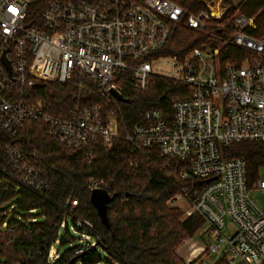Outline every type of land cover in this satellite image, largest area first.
Segmentation results:
<instances>
[{
  "label": "built area",
  "instance_id": "1",
  "mask_svg": "<svg viewBox=\"0 0 264 264\" xmlns=\"http://www.w3.org/2000/svg\"><path fill=\"white\" fill-rule=\"evenodd\" d=\"M200 2L204 7L188 13L174 0H0V56L4 52L10 68L8 73L0 60V131L15 135L24 121L41 120L60 144L83 148L87 163L97 142L108 154L117 138L127 141L131 153L154 147L162 156L178 158L188 166L178 178L189 180V185L181 186L166 204L181 208V199L184 216L202 218L201 226L183 241L186 263L201 256L200 264H264V211L248 194L246 161L224 154L231 144H264V35L250 34L253 16L238 10L230 18V36L222 35L224 23L217 20L226 8L221 0ZM177 23L219 45L192 47L182 57L153 56ZM226 44L243 50L239 64L221 63ZM163 59H169L165 72L153 66ZM151 75L182 82L190 94L171 101L170 119L151 108L142 121L123 125L119 135L122 111L112 90L121 97L143 90ZM36 81H73L70 103L59 114L52 113L45 98L26 91ZM87 82L102 103H87L82 96ZM3 178L13 180L16 189L38 194L48 189L40 170L17 144H3L0 181ZM100 184L89 178L90 189ZM252 187L264 191V178L258 177ZM76 204L67 198L62 207L72 212ZM11 209L9 205L3 213ZM226 218L233 225L227 235L222 233ZM91 227L88 219H73L70 228L79 229L84 241L74 253L95 244ZM53 248L48 260L58 256Z\"/></svg>",
  "mask_w": 264,
  "mask_h": 264
},
{
  "label": "trees",
  "instance_id": "2",
  "mask_svg": "<svg viewBox=\"0 0 264 264\" xmlns=\"http://www.w3.org/2000/svg\"><path fill=\"white\" fill-rule=\"evenodd\" d=\"M188 13L204 7L200 0H174ZM229 4V0H224ZM34 5L37 1L33 2ZM238 10L253 16L255 28L250 34L264 35V0H240L237 5H228L217 20L224 23L222 35L230 36V18ZM40 13V6L34 14ZM220 33L218 27L213 29ZM219 45L206 35L185 26L174 24L164 47L153 56L182 57L190 48ZM243 50L226 44L221 48V63H240ZM150 56H147L148 58ZM83 97L87 103H102L87 82ZM26 91L29 96L43 97L51 112L59 114L71 101L73 81L65 83L36 81ZM190 94L186 84L171 78L151 75L143 90H131L120 101L121 120L118 118L119 135L123 125L130 126L142 121L151 108L158 109L165 118L172 117L171 101ZM28 96V94H22ZM4 143L22 147L25 158L40 170L48 189L42 194L26 188H15L10 178L0 181V264H99L98 247L106 253L104 264H194L185 263L175 252L176 246L192 235L202 224L197 214L183 216L178 207L167 206V199L189 180H181L178 173L187 168L185 162L172 156H162L154 147L131 153L127 141L117 138L110 153L106 154L99 142L93 150L90 163L85 161L83 148H69L60 144L45 131V123L32 119L24 121L15 135L0 131V153ZM226 157H242L246 161L248 186L258 178V170L264 165V144L259 141H244L231 144L224 149ZM101 181L98 188L109 194L105 214L98 213L90 202L89 178ZM76 200L72 212L63 208L64 201ZM10 203L12 209L4 214L2 208ZM34 212H29L30 209ZM75 217L88 219L94 245L81 253L71 247L48 260L52 245L70 242V228ZM35 218L34 221L30 220ZM65 219L61 227V221ZM5 222L6 225L2 226ZM79 233V229H77ZM58 240V243L55 241ZM75 255L79 259L72 261Z\"/></svg>",
  "mask_w": 264,
  "mask_h": 264
},
{
  "label": "rangeland",
  "instance_id": "3",
  "mask_svg": "<svg viewBox=\"0 0 264 264\" xmlns=\"http://www.w3.org/2000/svg\"><path fill=\"white\" fill-rule=\"evenodd\" d=\"M240 0H229V4H226L224 2V0H221L220 5L227 8L228 5L232 4L237 5L239 3ZM236 12V11H235ZM169 59H163L161 62H157L154 63L153 66L155 69L157 70H161V71H168L169 70ZM258 177L260 178H264V165H262L259 170H258ZM250 198L253 200V202L255 203V205L260 209L264 211V191L257 189L255 187L250 186L249 188V192H248ZM10 203L5 204L2 208H5L7 206H9ZM185 203L183 200H178V205L181 206V208H179L182 212L183 209L182 207ZM13 207V206H12ZM184 216V214H182ZM226 220V225L225 227L222 229V233L227 235L229 233H231L233 231V225L232 223L229 221V219H225ZM67 222H68V227H71V222H70V218H67ZM80 233H78L77 231H74L70 228V235H71V240L70 242H65L61 245H55L54 248L59 249L60 252H62L63 250L71 247L72 245H81L84 243L83 240H80ZM196 238V237H195ZM198 240V243L201 245L202 244V240L199 239V237L196 238ZM92 240H94L92 238ZM184 240H182L175 248V252L176 254L186 263V258L188 256V253H186V249H185V245L183 243ZM53 248V250H54ZM98 253L100 256V262L99 264H104L105 263V258H106V253L104 250H102L100 247H98ZM200 258L201 256H199L195 261L194 264H200Z\"/></svg>",
  "mask_w": 264,
  "mask_h": 264
},
{
  "label": "water",
  "instance_id": "4",
  "mask_svg": "<svg viewBox=\"0 0 264 264\" xmlns=\"http://www.w3.org/2000/svg\"><path fill=\"white\" fill-rule=\"evenodd\" d=\"M1 62L6 67L8 73L10 72L9 63L5 57L4 52H2L0 56ZM114 95L119 99L120 101H125L126 99L121 97V95L117 94L114 90H112ZM109 194L105 192L104 190L100 188H93L90 190L89 199L92 204H94L97 208V211L99 214L104 215L105 214V204L106 201L109 200ZM80 255H75L72 259V261H76L79 259Z\"/></svg>",
  "mask_w": 264,
  "mask_h": 264
}]
</instances>
